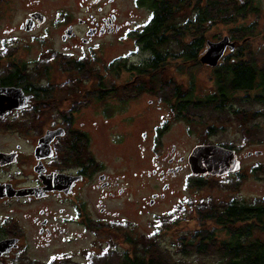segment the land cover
Instances as JSON below:
<instances>
[{"label":"flooded vegetation","instance_id":"1","mask_svg":"<svg viewBox=\"0 0 264 264\" xmlns=\"http://www.w3.org/2000/svg\"><path fill=\"white\" fill-rule=\"evenodd\" d=\"M112 2L110 10L99 7L100 15L78 21L86 28L81 37L78 38L77 27L68 24L66 30L71 29L72 36L67 39L91 45L133 26L131 21L120 22L121 10ZM39 5L38 0H0V243L16 240L17 246L0 255V264L40 262L28 255L33 245L42 252L50 251L49 259L42 263L86 264L103 248L95 231L103 225L128 224L109 218L120 215L112 209V202L130 196V209L133 208L134 113L124 110L138 100L131 98L129 88L135 80H111L119 85L113 90L126 94L104 95L101 86L93 88L101 81L73 78V72L61 68L64 56H72L71 53L51 48L44 94L36 66L23 63L20 53L22 34H32L47 22ZM134 6L148 11L139 0H134ZM39 15L45 16L44 22ZM141 30L134 33L131 27L125 35L134 38ZM137 46L131 56L141 55L136 62L139 64L150 53ZM131 56L127 58L130 62ZM82 58L79 56L78 60ZM87 90L94 94H86ZM148 102L153 104L152 100ZM167 115L155 127L154 148L161 146L171 119L176 118L173 110ZM193 116L186 115L191 119ZM142 138L147 140L146 132ZM192 151L178 155L173 144L167 154L158 155L147 176L164 182L163 192L154 193L155 199L150 200L149 206L167 198L171 179L184 174L189 183L194 176L189 174ZM87 233L95 237L91 248L85 250L80 246L79 253L85 260L73 261V253L65 247L82 242Z\"/></svg>","mask_w":264,"mask_h":264},{"label":"trees","instance_id":"2","mask_svg":"<svg viewBox=\"0 0 264 264\" xmlns=\"http://www.w3.org/2000/svg\"><path fill=\"white\" fill-rule=\"evenodd\" d=\"M139 4L146 5L151 14L141 33L132 37L143 51L150 53L142 63H132L126 56L101 67L96 55L89 61L64 56L61 68L73 72V78L101 81L93 88L101 86L104 95L126 94L113 90L119 85L110 82L120 80V72L126 71L135 80L129 87L131 98H138L147 92L164 100L177 119H186L190 113L203 120L209 117L212 123L207 127L208 134L219 130L216 123L231 120L240 122L244 134L251 135V130H257V124L252 127L254 125L249 122L264 115L263 110H254L255 106L264 107V62H260L249 41L255 37L258 22L249 25L239 22H246L250 15L258 17L260 6L253 0H139ZM216 24L233 26L228 37L235 46L217 66H208L212 69L214 90L205 97H197L193 82L187 89L172 81L166 82L163 74L170 59L191 63L195 67L205 66L201 58L208 41H211L208 32ZM49 68L48 63L44 68H36V77L44 94ZM86 94H94V91L87 90ZM183 112L188 114L183 115ZM220 145L239 153L233 145ZM235 173L242 177L241 173ZM213 178L217 179V176H192L188 186L203 188ZM198 215L204 225L210 227L182 238L181 249L186 257L194 254L201 257L214 251L219 257L211 264H264V198L250 202L233 199L230 202L204 203ZM131 229L126 225H103L95 231L101 239V234L107 237L108 240L102 243L107 247L103 246L101 253L86 264H188L170 259L154 239L148 240L139 235L134 237ZM218 231H222L224 236L218 235ZM119 237L122 238L121 244L125 245L123 249L118 247ZM27 264L67 263L29 261Z\"/></svg>","mask_w":264,"mask_h":264},{"label":"rangeland","instance_id":"3","mask_svg":"<svg viewBox=\"0 0 264 264\" xmlns=\"http://www.w3.org/2000/svg\"><path fill=\"white\" fill-rule=\"evenodd\" d=\"M40 5L38 9L42 10L47 17V22L32 34H22L21 56L23 63H31L44 68L48 63V57L51 55V48L69 52L73 57L82 56L88 61L96 55L100 66L108 64L115 59H122L131 56L138 48L132 37L125 35L127 30L132 27V32L142 29L143 25L151 17L150 12L145 9H139L134 6V0H113L114 7L121 10L120 22H133V26L125 28L119 35H107L97 39L93 44H82L77 40L69 41L67 38L72 36V30H66L68 24L77 27L78 38L83 35L85 27L79 25V20L90 16L100 15L99 7L104 10H110V0H38ZM261 8L260 15H250L246 18L249 25L258 22L255 30V37L249 41L251 49L258 54L260 62H264V0H253ZM22 15H25V9H22ZM233 26L216 24L210 28L208 38L211 41H217L224 36H228ZM63 30H66L64 36ZM66 40V41H65ZM67 48V50H65ZM171 51V50H170ZM263 52V53H262ZM229 51L225 56L229 55ZM141 55H132L131 62L136 63ZM224 63V62H221ZM120 80H132V75L126 71L120 72ZM67 77V75H65ZM163 77L166 82L172 81L173 84L181 85L187 89L191 83H195V96L205 97L214 90L212 80V69L208 66L195 67L191 63L176 61L170 59L164 69ZM89 85V83L87 84ZM46 86V85H44ZM169 97V95H166ZM167 97V98H168ZM149 100L153 104H149ZM134 113V123L132 136L134 138V171L132 203L130 209V196L112 202V209H117L120 215L109 217L118 220L120 223H128L126 226L132 227L133 236H144L148 240H153L160 245L165 255L174 261L188 264H211L218 260V255L213 251L203 256L194 255L186 257L181 249L182 238L189 237L195 232L202 231L204 222L199 217L198 212L204 203L230 202L234 200H243L250 202L254 199L264 198V115L252 119L249 123L254 125L257 130H251L250 134H244L241 130L239 121L231 120L224 123H216L218 131L209 133L207 127L211 125L209 117L204 120L195 115L185 120L171 119L169 131L162 138L161 146L154 148L155 127L166 116L172 108L154 94L144 93L138 97V100L131 103L124 111ZM254 110L264 111V107L255 106ZM264 113V112H263ZM147 133V140L142 138V133ZM216 144L227 143L238 149V155L241 158L242 168L239 177L236 173L227 176L213 178L208 185L203 188H191L185 181L184 174H181L170 180L172 186L167 198L158 199L157 203L149 206V202L155 199L154 193L163 192V183L157 177H148L147 173L154 168V163L159 156L167 154L171 146H177L178 155H187L197 144ZM142 147L145 149L143 150ZM256 152L262 154L255 155ZM252 153V155H247ZM157 155V156H156ZM159 155V156H158ZM156 156V157H155ZM160 163V162H159ZM161 164V163H160ZM191 176V172L189 171ZM206 176V175H202ZM208 176V175H207ZM196 177V176H195ZM218 235L224 236L222 231ZM101 240L104 243L108 239L105 235ZM94 235L86 234V239L82 242L73 243L70 247H65L68 252L73 253V261H84L85 258L79 253L80 246L85 250L91 248V242ZM122 238H118L117 244L120 249ZM113 244V243H112ZM111 243V247H113ZM104 248L107 247L103 244ZM30 257L39 258L40 263L45 262L50 257V251L42 252L34 245L30 247L28 254ZM96 256V255H95ZM93 256V257H95ZM91 257V256H90ZM87 258L88 260L90 259ZM92 259V258H91Z\"/></svg>","mask_w":264,"mask_h":264},{"label":"water","instance_id":"4","mask_svg":"<svg viewBox=\"0 0 264 264\" xmlns=\"http://www.w3.org/2000/svg\"><path fill=\"white\" fill-rule=\"evenodd\" d=\"M42 17L41 22H44L45 16ZM234 43L230 41L228 36H225L218 42L208 41L207 51L201 58L202 63L211 67L218 65L227 48L234 50ZM262 154L256 152L255 155ZM247 155H252L248 153ZM189 164L191 173L194 176L198 175H212L224 176L235 173L241 170V158L236 150L225 148L216 144H201L196 146L189 157ZM15 241H5L0 243V255L8 253L12 248L17 247Z\"/></svg>","mask_w":264,"mask_h":264}]
</instances>
